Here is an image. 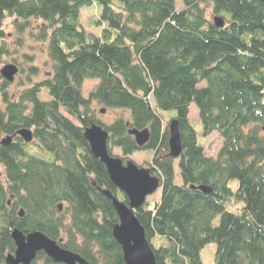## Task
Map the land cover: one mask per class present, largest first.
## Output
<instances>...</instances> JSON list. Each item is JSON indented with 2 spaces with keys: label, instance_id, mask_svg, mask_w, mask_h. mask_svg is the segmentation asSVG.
I'll use <instances>...</instances> for the list:
<instances>
[{
  "label": "trees",
  "instance_id": "16d2710c",
  "mask_svg": "<svg viewBox=\"0 0 264 264\" xmlns=\"http://www.w3.org/2000/svg\"><path fill=\"white\" fill-rule=\"evenodd\" d=\"M181 1L177 9L176 0H0V264L15 252L16 228L62 240L88 264H126L113 236L119 217L102 189L128 198L84 138L94 123L123 162L153 151L148 166L161 180L160 198L135 213L157 264H203L209 242L213 264H264V1ZM95 2L98 34L81 23V8ZM7 59L27 68L12 93L1 74ZM86 80L97 81L88 97ZM192 103L202 135L221 139L216 156L190 120ZM102 108L121 113L106 122ZM162 111L179 121L177 158L167 156ZM23 128L32 130L31 142ZM130 128L148 129L149 141L139 147ZM229 202L242 205L232 211ZM31 264L63 263L40 251Z\"/></svg>",
  "mask_w": 264,
  "mask_h": 264
},
{
  "label": "water",
  "instance_id": "95a60500",
  "mask_svg": "<svg viewBox=\"0 0 264 264\" xmlns=\"http://www.w3.org/2000/svg\"><path fill=\"white\" fill-rule=\"evenodd\" d=\"M264 1V0H260ZM217 27L224 25L220 16L214 18ZM18 66L9 63L1 68L2 76L9 82L14 81L18 73ZM105 112V109H102ZM169 152L167 156L177 158L181 155L183 146L179 131V121L174 118L169 121ZM129 133L135 137L139 147L144 146L150 139L148 129L138 130L130 128ZM19 134L25 142L33 140L31 129L23 128ZM84 138L89 143L94 157L105 164L111 181L128 198V203L120 200L109 190L102 189L115 208L119 222L113 227V236L120 244L126 264H157L155 253L146 237L145 228L136 216L135 210L141 208L147 196L161 186L160 178L153 174V168L144 167L129 158L125 162L108 150L109 133L100 124H92L85 128ZM12 137L5 138L3 144H10ZM204 192H211L206 186H199ZM101 189V188H100ZM60 208L62 206L60 205ZM20 215L24 212L21 210ZM12 237L16 244L14 253L6 256L8 264H31L38 252H45L53 261L63 264H88L86 259L78 253L67 250L60 246V241L47 237L40 231L25 234L18 228L12 231Z\"/></svg>",
  "mask_w": 264,
  "mask_h": 264
},
{
  "label": "rangeland",
  "instance_id": "374dc122",
  "mask_svg": "<svg viewBox=\"0 0 264 264\" xmlns=\"http://www.w3.org/2000/svg\"><path fill=\"white\" fill-rule=\"evenodd\" d=\"M176 5L177 9H180L183 6V3L181 0H176ZM100 14V5L98 3H93L90 6H84L81 8V23L85 27V29L93 34H98L100 31V26L96 25L93 21L98 18ZM6 30L8 33H10V36L12 37L13 35L16 34L15 30L12 28V25L7 22V27ZM39 49L40 47H43V44L38 45ZM46 55L40 54V61L38 62L39 65H41V75L45 76L47 75L46 70H47V65H43V61H45ZM9 63H14L18 65L16 62L11 61L10 59H7V61L3 64H9ZM2 66V67H3ZM19 66V65H18ZM25 69L26 65L24 64ZM21 71V67L19 66V71L15 76V79L13 82L9 83V90L10 92H15L18 90L22 78H25V72L26 70ZM26 81V80H25ZM97 81L96 80H86L83 84L82 91L85 97L89 96L90 91L93 89V87L96 85ZM42 98L47 99L48 95L46 91H43L41 94ZM100 108V107H98ZM105 109V108H102ZM101 109V114H99L100 118L106 122L112 121L116 116L121 113V110H112V109H105V112H102ZM162 116H163V123L164 125L169 124L170 122V113L162 111ZM190 120L193 122L194 127L197 129L200 140H202L203 146L206 150V153L209 156H216L220 146H221V139L218 136L216 132H213L207 136H203V123L199 118V111L197 106L192 103L190 105V113H189ZM113 153L119 157L123 156L121 150L119 148H115L113 150ZM153 157V151L152 150H139L135 151L133 154L128 155V158L133 159L136 163H138L141 166L144 167H149L148 162L152 161ZM175 170H176V182L181 183V176L178 168V164L176 162L175 164ZM237 181L232 180L230 182V186L233 188H236ZM161 194V188H158L156 191L150 193L147 196V200H154V199H159ZM242 205V203H235V202H229L227 204V208L232 211H237L238 206ZM162 239H158L157 237L154 238L153 242L156 244H159ZM215 250H216V244L214 242H209L207 243L201 250V258L203 264H213L214 263V256H215Z\"/></svg>",
  "mask_w": 264,
  "mask_h": 264
},
{
  "label": "flooded vegetation",
  "instance_id": "af4514ba",
  "mask_svg": "<svg viewBox=\"0 0 264 264\" xmlns=\"http://www.w3.org/2000/svg\"><path fill=\"white\" fill-rule=\"evenodd\" d=\"M62 241V240H61ZM61 243V242H60ZM61 246V245H60ZM62 247V246H61Z\"/></svg>",
  "mask_w": 264,
  "mask_h": 264
},
{
  "label": "bare ground",
  "instance_id": "6f19581e",
  "mask_svg": "<svg viewBox=\"0 0 264 264\" xmlns=\"http://www.w3.org/2000/svg\"><path fill=\"white\" fill-rule=\"evenodd\" d=\"M137 210V209H136Z\"/></svg>",
  "mask_w": 264,
  "mask_h": 264
}]
</instances>
